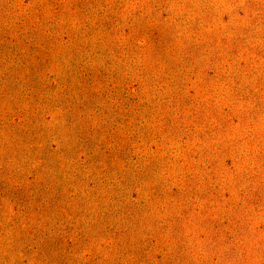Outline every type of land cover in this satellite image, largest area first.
I'll use <instances>...</instances> for the list:
<instances>
[{"label":"rangeland","instance_id":"374dc122","mask_svg":"<svg viewBox=\"0 0 264 264\" xmlns=\"http://www.w3.org/2000/svg\"><path fill=\"white\" fill-rule=\"evenodd\" d=\"M0 264H264V0H0Z\"/></svg>","mask_w":264,"mask_h":264}]
</instances>
